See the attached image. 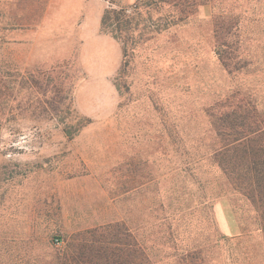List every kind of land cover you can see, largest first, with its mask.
Segmentation results:
<instances>
[{"label": "rangeland", "instance_id": "obj_1", "mask_svg": "<svg viewBox=\"0 0 264 264\" xmlns=\"http://www.w3.org/2000/svg\"><path fill=\"white\" fill-rule=\"evenodd\" d=\"M106 9L127 52L87 116ZM247 112L264 126V0H0V264H264L210 157Z\"/></svg>", "mask_w": 264, "mask_h": 264}, {"label": "trees", "instance_id": "obj_2", "mask_svg": "<svg viewBox=\"0 0 264 264\" xmlns=\"http://www.w3.org/2000/svg\"><path fill=\"white\" fill-rule=\"evenodd\" d=\"M110 10L106 9L101 17V28L115 39L121 41L126 55V28L116 15L114 28L110 22ZM124 34V35H123ZM241 125H228L231 131L212 149L210 157L215 159L220 168L224 183L230 184L232 190L239 193L254 206L259 224L264 235V126H252L248 120L249 112L242 114ZM255 122V120H254ZM218 134V132H217Z\"/></svg>", "mask_w": 264, "mask_h": 264}, {"label": "crops", "instance_id": "obj_3", "mask_svg": "<svg viewBox=\"0 0 264 264\" xmlns=\"http://www.w3.org/2000/svg\"><path fill=\"white\" fill-rule=\"evenodd\" d=\"M85 35L81 43V65L86 72V78L79 85L76 99L81 113L94 116L106 107L109 110L115 107L116 96L114 97L112 78L121 64L123 51L117 39L110 35ZM102 86L106 89L103 88L104 92ZM99 96L105 97L103 107L97 105L100 99L95 98Z\"/></svg>", "mask_w": 264, "mask_h": 264}]
</instances>
